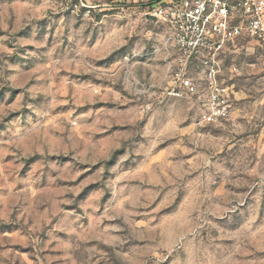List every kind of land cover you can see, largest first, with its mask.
I'll return each mask as SVG.
<instances>
[{
	"label": "rangeland",
	"instance_id": "rangeland-1",
	"mask_svg": "<svg viewBox=\"0 0 264 264\" xmlns=\"http://www.w3.org/2000/svg\"><path fill=\"white\" fill-rule=\"evenodd\" d=\"M152 1L0 0V264H264V48L207 123Z\"/></svg>",
	"mask_w": 264,
	"mask_h": 264
},
{
	"label": "built area",
	"instance_id": "built-area-1",
	"mask_svg": "<svg viewBox=\"0 0 264 264\" xmlns=\"http://www.w3.org/2000/svg\"><path fill=\"white\" fill-rule=\"evenodd\" d=\"M149 14L168 27L173 53L166 95H197L204 84L203 121L227 119L232 93L219 78L222 60L241 40L264 45V0H160ZM195 73L203 75L202 84Z\"/></svg>",
	"mask_w": 264,
	"mask_h": 264
},
{
	"label": "crops",
	"instance_id": "crops-1",
	"mask_svg": "<svg viewBox=\"0 0 264 264\" xmlns=\"http://www.w3.org/2000/svg\"><path fill=\"white\" fill-rule=\"evenodd\" d=\"M252 41H254L257 45H259L260 47L264 48V45L261 44L259 41L255 40V39H247V40H241L238 42V44L231 50L229 55H236V53L239 51L240 48L245 47V43H251ZM253 71H256L257 69V65L254 64V67L251 68Z\"/></svg>",
	"mask_w": 264,
	"mask_h": 264
},
{
	"label": "trees",
	"instance_id": "trees-1",
	"mask_svg": "<svg viewBox=\"0 0 264 264\" xmlns=\"http://www.w3.org/2000/svg\"><path fill=\"white\" fill-rule=\"evenodd\" d=\"M157 1H159V0H153L152 2H150V4H153L154 2H157Z\"/></svg>",
	"mask_w": 264,
	"mask_h": 264
}]
</instances>
